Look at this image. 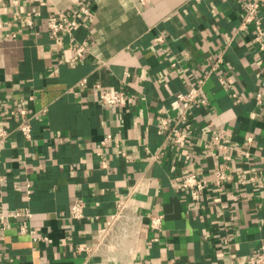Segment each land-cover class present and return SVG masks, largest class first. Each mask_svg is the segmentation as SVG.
Segmentation results:
<instances>
[{
	"label": "crops",
	"instance_id": "0c3cea01",
	"mask_svg": "<svg viewBox=\"0 0 264 264\" xmlns=\"http://www.w3.org/2000/svg\"><path fill=\"white\" fill-rule=\"evenodd\" d=\"M82 4L92 15L80 17L73 36L54 40L46 19ZM243 14L239 0L0 4V127L10 130L0 145V214L32 213L0 230V264H260L264 51L238 29ZM82 40L92 45L86 59L74 50ZM202 77L208 103L178 123L177 94ZM95 83L132 100L103 105ZM22 109L32 116L30 140L16 128ZM163 118L189 134L185 143L161 130ZM214 135L221 143L206 147ZM218 165L230 167L227 180L198 199L180 186L188 173L214 180ZM253 175L260 183H243ZM133 185L125 219L106 243L78 252L95 247ZM75 199L85 203L79 220L68 216Z\"/></svg>",
	"mask_w": 264,
	"mask_h": 264
},
{
	"label": "built area",
	"instance_id": "2783aa9c",
	"mask_svg": "<svg viewBox=\"0 0 264 264\" xmlns=\"http://www.w3.org/2000/svg\"><path fill=\"white\" fill-rule=\"evenodd\" d=\"M3 3L4 0H0V4ZM239 5L244 10V14L238 29L240 31H250L253 34L254 42L256 43L257 48L260 51H264V0H239ZM92 13L93 11L90 7L82 4L76 8L68 9L66 11H60L50 15L46 19L44 24L50 36L54 40L58 41L59 35L61 33L73 36L75 30L79 26L80 17H89L92 15ZM28 24L32 25L31 20H29ZM156 40L161 41L162 37H157ZM74 50L77 57L86 59L92 50V45L89 40H82L75 43ZM222 61L223 57H220L216 61L215 66L218 67L222 63ZM203 81L204 79L202 77L197 86H192L191 88H189L188 91L180 92L177 94V103L179 104L181 109V114L178 123L184 122L188 124L191 114V108L193 107V105H206L208 103L202 90ZM87 82L88 79L84 78L80 81L79 85L84 86ZM95 85L97 88H99V102L103 105L126 107L132 100L131 95L125 91L111 92L105 89L101 85V83H95ZM232 95L234 97L238 96L236 93H233ZM20 113L22 115V118L18 121L16 128L21 131V133L27 139L30 140L32 138V116L28 114V111L26 109H22ZM161 130L168 132L169 138H171L175 144L185 143L189 137V134L180 129L179 126H170L167 118L162 119ZM9 135V129L5 127H0V145L9 137ZM220 139L221 138L219 135H214L213 139L206 143V147H211V145L216 142L221 143ZM221 148H225V146L221 145ZM245 155L247 156V154ZM103 165H105V163H103ZM214 170V180L201 177L195 173H188L182 178L180 186L184 189L189 190L192 196L195 199H198L201 193H203L211 185V183H215L217 186L222 185L228 178V171L230 170V167L228 165H218L215 167ZM247 178L243 179V183H246L248 181L260 183V180H258V177L256 175H253L248 179ZM25 188L26 195L30 197L32 194L31 183H27ZM136 191L137 185H133L129 187L125 197L123 199L118 200L117 211L112 215L111 220L108 223L106 229H104L99 235H97V244L95 245L96 248L93 246L80 245L77 248L78 252L95 253L98 247L106 243L108 237L113 233L117 223H119L122 219H125L126 211L131 206V199ZM84 207L85 203L81 199H75L71 204L68 216L72 219H82L84 217ZM23 216L30 217L32 216V213L29 210H18L0 214V230L3 232L7 228L10 218H20ZM162 220L163 217L161 215H156L155 217H153V228L159 229L162 225ZM20 231L21 233H26V227L24 225L21 226ZM30 233L33 235V238L35 240L46 239V237H40L35 235L34 231H31ZM256 262L264 264V254L259 255Z\"/></svg>",
	"mask_w": 264,
	"mask_h": 264
}]
</instances>
